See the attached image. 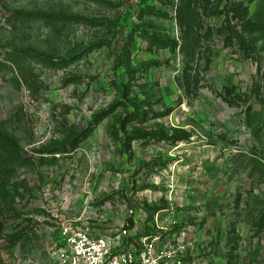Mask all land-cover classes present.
<instances>
[{"label": "rangeland", "instance_id": "1", "mask_svg": "<svg viewBox=\"0 0 264 264\" xmlns=\"http://www.w3.org/2000/svg\"><path fill=\"white\" fill-rule=\"evenodd\" d=\"M0 61V264L129 221L264 264V0H0Z\"/></svg>", "mask_w": 264, "mask_h": 264}, {"label": "built area", "instance_id": "2", "mask_svg": "<svg viewBox=\"0 0 264 264\" xmlns=\"http://www.w3.org/2000/svg\"><path fill=\"white\" fill-rule=\"evenodd\" d=\"M58 229L59 264H181L182 257L178 255L187 251L183 246H177L165 247L157 253L154 243L160 237L151 242L149 237L132 242L130 221L124 223L120 233L106 239L95 236L75 222H61ZM176 258L177 263H174L172 260Z\"/></svg>", "mask_w": 264, "mask_h": 264}, {"label": "trees", "instance_id": "3", "mask_svg": "<svg viewBox=\"0 0 264 264\" xmlns=\"http://www.w3.org/2000/svg\"><path fill=\"white\" fill-rule=\"evenodd\" d=\"M11 56L25 58V55H23V56H22V55H10V56H7V59L10 58ZM0 62H1V61H0ZM5 62H7V60H6ZM40 62H41L43 65H45V66H47L49 63H50V65H52V62H48V61L46 60V58H45V59H42ZM53 62H55L56 64H59V65H60V63H62V62H67V61L58 60V61H53ZM1 63H4V62H1ZM65 64H67V63H65ZM0 70H1V69H0Z\"/></svg>", "mask_w": 264, "mask_h": 264}]
</instances>
